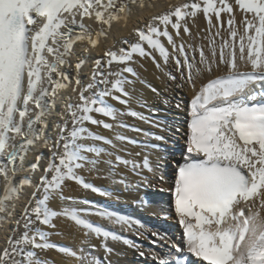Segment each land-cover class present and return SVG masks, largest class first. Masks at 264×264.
<instances>
[{
  "label": "snow or ice",
  "instance_id": "obj_1",
  "mask_svg": "<svg viewBox=\"0 0 264 264\" xmlns=\"http://www.w3.org/2000/svg\"><path fill=\"white\" fill-rule=\"evenodd\" d=\"M235 4L243 13L242 31L228 0L169 3L166 12L133 29L135 42L122 39L127 48L105 50L94 61L85 82L82 69L87 54L107 39L113 24L123 21L126 28L134 8L145 7L143 0H0V227L13 225L0 250V264H51L40 255L50 250L60 253L68 264H112L108 256L115 249L109 242L134 248L141 257L147 253L156 264H189L188 254L202 264H264V215L260 211L264 209V0H235ZM198 13L207 20L205 31L217 29L202 37L209 40V54L203 45L183 40L182 33L192 36L189 24L197 26ZM222 13L229 14L228 39L221 36ZM213 14L220 22L218 27L213 24ZM86 20L99 27L93 29ZM161 37L171 45V54ZM216 37H220L219 44ZM78 44L79 53L75 50ZM154 51L163 64L156 60ZM137 55L151 58L156 68L175 82L177 76L164 67L171 55L181 81L177 87L187 84L195 93L189 105L183 163L177 165L170 190L183 229V247L132 216L104 207L93 210L63 203H76L64 195L66 182L102 197L114 195L108 188L87 181L82 171L104 174L125 190L147 191L155 187L154 181H165L166 157L150 159L151 151H163L160 145L120 131H142L126 124L121 119L124 116L161 127L160 122L130 107L132 95L126 86L139 78L131 66ZM113 65L117 70H112ZM221 69L223 74L208 79L197 90V80ZM147 86L160 95L156 88ZM163 102L170 103L168 99ZM137 103L147 107L142 99ZM175 107L181 109L182 102ZM50 123L53 136L46 137ZM87 125L102 127L113 136L95 133ZM143 134L165 141L162 135ZM125 145L144 150L142 159H138L141 152L133 155ZM40 148L49 152L46 165L42 167L43 154H36L34 162L26 164ZM121 169L130 172L135 181ZM38 172V181H34ZM26 188L33 191L20 217L14 219ZM56 200L62 202L58 210L51 206ZM139 204L150 207L151 201L141 197ZM93 215L138 236L151 232L153 245L157 241L168 244L167 255L160 256L88 219ZM58 218L81 231L85 239L79 247L50 239L52 232L46 229H56ZM92 238L100 241L103 260L93 254L94 246L85 247Z\"/></svg>",
  "mask_w": 264,
  "mask_h": 264
},
{
  "label": "bare ground",
  "instance_id": "obj_2",
  "mask_svg": "<svg viewBox=\"0 0 264 264\" xmlns=\"http://www.w3.org/2000/svg\"><path fill=\"white\" fill-rule=\"evenodd\" d=\"M190 0H143L145 4L144 8L136 7L133 10V15L129 19L127 27H124L123 21L120 24H113L111 31L108 33L107 39L103 40L100 47L92 50L87 54V64L82 69V79L87 82L88 76L94 66V61L98 58L102 57V54L105 50L111 48L113 50H118L121 47L127 48L128 45H124L122 43V39H127L130 43L135 42L137 37L133 33V29L142 27L148 19L153 15H159L168 10L169 3L175 5L178 3H189ZM228 3L233 5L234 12L233 14L236 17V26L240 28L242 31V27L240 26V21L243 19V13L240 11L238 5L235 4V0H228ZM149 5H155L154 7H150ZM249 17L251 14H248ZM229 18L228 13H222L220 17V21L224 23V27L220 29L221 36L225 39H228L227 32V19ZM213 24L219 26V23L214 14H213ZM85 23L90 24L93 29H97L99 27L98 24L94 23L92 20H86ZM196 27H193L192 24H189V27L192 31V36H188L187 34H183V40L186 43L194 44V45H203L204 51L206 54H209V40L202 39V37H208L211 34H214L217 30L216 28H212L211 33L205 31L208 28L207 20L203 16V13H198L196 17ZM169 31L175 35L174 30L169 26ZM161 41L165 44V46L169 49L170 54L172 53L171 45L167 44V40L165 37L160 38ZM177 43L180 42V38H176ZM217 44L220 43V37H216ZM147 48V46L145 45ZM77 53L81 51V45H77L76 49ZM150 50V49H149ZM153 55L156 57L157 61H160L163 64L162 58L159 56L158 51H154ZM198 58V53H197ZM136 61L131 66L134 67L138 73L139 78L136 79V82L132 85H127L128 91L132 95V100L130 101V107L136 111L143 112L146 116H149L152 121L162 122L163 120L159 119L158 116L161 115L160 109H165V103L163 102L165 99H168L170 103L172 99L177 94V84L181 83L179 80V73L176 71V67L174 61L171 58L169 59V63L164 65L166 71H171L174 75L177 76V80L175 82L167 79L166 76L163 75L155 66L153 60L151 58H141L138 55L134 57ZM112 70H117V66L113 65ZM242 70H250L244 69ZM70 74H74L71 69H68ZM107 71V69H105ZM224 69H221L220 72H213L211 76L205 75L203 79L197 80V90L200 85L206 83L208 79L215 78V76L223 74ZM127 76L128 74L125 73ZM129 79H134L129 76ZM141 81H145L146 83H141ZM150 84L152 87L156 88L160 95H157L151 91V89L147 86ZM183 90H185V94L187 95L186 99H182L184 106V119L182 122V132L186 135L188 132L187 124L189 120L188 111H189V103L195 94L194 91L185 84ZM184 95V94H183ZM179 96V95H178ZM138 99H142L147 102V107H141L140 104L137 103ZM117 108L121 110H126L125 106L118 104L116 101H110ZM163 103V105H162ZM168 105H166L167 107ZM162 107V108H161ZM168 108V107H167ZM172 109V108H171ZM60 109L57 108L56 111ZM170 110V109H169ZM156 111V114L154 113ZM182 112V111H181ZM155 115V116H154ZM169 116V115H167ZM98 119H106L103 117H97ZM121 119L128 125L133 128H139L141 132L130 131L127 129H121L125 135L133 137L140 141H148L149 143H156L160 145V148L163 151H151L150 159L155 160L157 157H166L165 163V181L159 182L154 181L155 187L152 189H148L147 191L141 190H125L122 186L113 185L110 179L104 178V174L97 175L95 173H89L87 171H82L81 174L85 176V179L96 186L105 187L109 190L113 191L114 195L112 197H102L96 193H92L90 191H86L82 189L80 186L76 185L73 182H66L67 186L64 189V195L68 197H72L76 203L72 204L71 202L65 201L63 203L69 204V206H74L78 208H92L94 210L95 207H104L112 211H117L125 215H129L138 219L140 221H145V225L147 228L156 231L158 233H166L167 236L177 244H180L183 247V229L179 224L178 217L174 211V197L172 192L170 191L174 186V180L177 171V165L183 163L182 155L185 154V146L186 139L184 138L183 142L178 146V154L174 155L173 160H170V156H172L171 151L169 150V145L173 143V139L168 138L166 135V130L162 128L154 127L152 123L144 122L138 120L131 116H124ZM165 119V118H164ZM167 120H164V122ZM113 122V121H108ZM162 124V123H161ZM168 125V124H167ZM165 126V125H164ZM93 132L98 133L100 135H104L107 137L113 136V132L103 129L102 127H97L94 125H87ZM187 129V131H186ZM155 133L156 135H161L165 137V141H156L149 137H145L143 133ZM186 132V133H185ZM45 136L51 137L53 136L52 125L49 124L48 129L45 130ZM182 136V135H181ZM175 143V142H174ZM127 148V150L133 155L136 152H141V156L138 159H142L144 150L133 147L130 145L123 146ZM36 154H43L45 160L42 161V167L46 165L47 158L49 156V152L47 149L40 148L36 150V152L30 155L27 158L26 164H31L35 160ZM124 155L125 153H121ZM171 162L172 165L168 163ZM42 171V169H41ZM121 171L125 172L126 175L129 176L130 180L135 181V177L128 171L121 169ZM40 172L36 173L33 177L34 181H38ZM33 189L26 188L24 191V195L21 197V201L18 202L17 208L15 210L14 219L19 218L24 203L27 198L30 197ZM141 197H147L151 201L150 207H141L139 204V200ZM87 200L91 202L90 204H84L82 201ZM51 206L56 208L57 210L62 206V202L56 200L51 203ZM255 210V209H254ZM261 214L264 215V209H260ZM246 214H248V210L246 208ZM88 219L102 224L105 227L113 229L125 236L127 239L133 240L137 244H141L145 249H152L160 256L167 255L169 251V246L167 243L163 241H157V244L153 245L151 241L155 239L152 237L151 232L145 233L144 236H138L135 231L121 229L118 225H110L108 221L102 220L98 216H89ZM57 227L56 229H46L47 231L52 232L50 239L60 245H65L72 248H77L80 246V242L85 239L80 230L76 229L70 222L65 221L63 219L58 218L56 220ZM12 224L5 223L2 227H0V250L6 245L7 235L9 234ZM23 231V229H21ZM19 235V233H17ZM110 246L115 249V252L108 256V259L112 262V264H156L150 256L145 255V257H141L138 251L134 248H130L122 243H113L109 242ZM94 246L95 251L94 255L98 256L101 260L104 259L105 253L100 246V241L96 238H92L90 240V245H85V247ZM41 256L48 259L51 264H68L66 259L58 252L54 250H50L48 252L40 253ZM194 263H202L199 258H193ZM72 264H75L73 261Z\"/></svg>",
  "mask_w": 264,
  "mask_h": 264
},
{
  "label": "rangeland",
  "instance_id": "obj_3",
  "mask_svg": "<svg viewBox=\"0 0 264 264\" xmlns=\"http://www.w3.org/2000/svg\"><path fill=\"white\" fill-rule=\"evenodd\" d=\"M177 89H179V90H177L178 92H177L176 96L173 97L172 102L169 104H164L165 109H160L161 115L158 116L159 119L163 120L161 122L162 123L161 126L163 129L166 130V132H167L166 135L168 136V138H171L174 140L173 143L168 146L169 150L172 153V156H170L169 161L173 160L174 155H179L178 154V152H179L178 146L180 145L181 142L184 141L183 140L184 138L186 139V135L182 132V129H181V128H183L182 122L185 121L184 115H183L184 106L182 105L181 109H177L175 107V104L177 102H181L182 99H186L187 95L185 94V90H183V88L177 87ZM182 104H183V102H182ZM162 105H163V103H162ZM166 105H168L167 106L168 108L166 107ZM154 113L156 114V111H154ZM167 115H169V116H167ZM164 120H167V121L164 122ZM186 128H188V127H186ZM186 131H187V129H186ZM179 141H181V142H179Z\"/></svg>",
  "mask_w": 264,
  "mask_h": 264
}]
</instances>
